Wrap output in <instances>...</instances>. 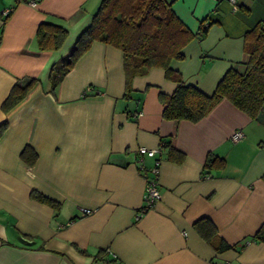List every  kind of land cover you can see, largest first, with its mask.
<instances>
[{
	"label": "crops",
	"instance_id": "crops-1",
	"mask_svg": "<svg viewBox=\"0 0 264 264\" xmlns=\"http://www.w3.org/2000/svg\"><path fill=\"white\" fill-rule=\"evenodd\" d=\"M99 1L0 0V264H264V233L254 238L264 226V113L252 118L222 98L198 121L165 119L159 94L176 81L155 67L126 87L122 51L103 41L50 88V66ZM171 8L193 33L208 26L170 62L186 84L211 94L229 68L244 71V33L264 20V0ZM42 21L67 28L59 49L38 48ZM30 78L24 98L3 110L12 86ZM236 130L242 136L232 139ZM167 140L181 159L170 158ZM138 146L157 151L141 160ZM208 155L223 166L204 169ZM140 160L148 169L158 160L160 198L136 218L146 187ZM199 218L232 247L216 250L195 228Z\"/></svg>",
	"mask_w": 264,
	"mask_h": 264
},
{
	"label": "trees",
	"instance_id": "trees-1",
	"mask_svg": "<svg viewBox=\"0 0 264 264\" xmlns=\"http://www.w3.org/2000/svg\"><path fill=\"white\" fill-rule=\"evenodd\" d=\"M174 1L100 0L90 23L70 45L65 56L50 66V88L95 41H103L122 51L126 87L134 76L146 74L155 67L162 68L166 78L176 81V87L170 94H159L163 103L162 117L165 119L198 121L222 98L230 100L252 118H260L264 113V20L256 22L244 33V49L249 54L244 71L229 68L214 91L206 94L196 86L186 84L181 75L170 67L171 60L183 57L182 48L192 38L203 36L208 27L201 23L197 34L190 31L172 10ZM67 34L68 30L63 24L42 21L36 28L35 40L41 50H56L62 46ZM35 81V78H30L24 84H14L2 103L3 110L8 111L23 99ZM162 145L168 147L170 158L183 157L179 150L170 146L169 140ZM142 164L143 170L140 166L138 168L146 176L148 168ZM223 164V158L208 155L204 169L220 168ZM32 196L59 208V202L37 191H33ZM194 226L216 250L232 247L218 236L209 219L199 218ZM260 233H264V226L258 229L254 238H260Z\"/></svg>",
	"mask_w": 264,
	"mask_h": 264
},
{
	"label": "built area",
	"instance_id": "built-area-1",
	"mask_svg": "<svg viewBox=\"0 0 264 264\" xmlns=\"http://www.w3.org/2000/svg\"><path fill=\"white\" fill-rule=\"evenodd\" d=\"M38 0H28V4L31 6H36ZM7 12V10L5 11ZM242 136V132L240 130H236L233 132L231 135L232 139H238ZM136 151L140 155V159L142 160L143 156H154L157 149L156 148H147L145 146H138ZM140 160L139 166L141 170H143L144 165L142 164ZM158 160L154 161V164L152 167L147 169L146 171V176L145 182H146V187H145V194H144V199L143 203L140 206V208L136 212V218L139 217L143 212L146 210L152 208L156 201L160 198V191L158 189V184H159V168H158ZM83 213H89L90 210L83 208L82 209ZM222 264H228V262H223Z\"/></svg>",
	"mask_w": 264,
	"mask_h": 264
}]
</instances>
